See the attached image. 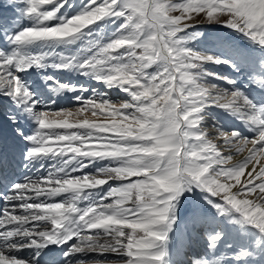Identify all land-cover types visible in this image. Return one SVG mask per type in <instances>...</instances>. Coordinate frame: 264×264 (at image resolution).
<instances>
[{"label": "snow or ice", "instance_id": "snow-or-ice-1", "mask_svg": "<svg viewBox=\"0 0 264 264\" xmlns=\"http://www.w3.org/2000/svg\"><path fill=\"white\" fill-rule=\"evenodd\" d=\"M81 3L75 15L65 16L59 13L68 0H8L23 5L33 26L3 35L12 51L0 48V100L9 102L6 118L28 146L24 159L57 164L0 195V264H28L12 253L51 245H67L66 264L81 254L110 255L118 258L115 264H165L167 234L186 193L200 194L217 216L264 238V104H253L235 87L206 85L203 77L211 74L201 71L203 63L232 65L188 50L182 36L197 25L219 24L264 49V0ZM105 21L119 22L107 43H91L82 60L60 57L55 67L118 89L128 100L112 102L95 90L85 96V87L59 84L54 92L80 93L78 106L52 110L50 100L37 111L40 102L21 74L43 68L49 54L21 50L71 45ZM259 68L264 70V59ZM250 80L264 89V78ZM209 108L227 112L252 134L219 125L210 134L204 123ZM22 117L36 125L30 135L19 124ZM233 152L246 155L232 164ZM93 165L100 166L86 171ZM105 185L106 191L89 198ZM83 201L89 202L80 207ZM209 239L215 248L221 237ZM248 256L241 251L234 260Z\"/></svg>", "mask_w": 264, "mask_h": 264}, {"label": "rangeland", "instance_id": "rangeland-1", "mask_svg": "<svg viewBox=\"0 0 264 264\" xmlns=\"http://www.w3.org/2000/svg\"><path fill=\"white\" fill-rule=\"evenodd\" d=\"M69 4L71 5V7L68 6ZM81 7H82L81 0H68V4H66L65 7L61 9L59 14L65 15V16H72V15H75L80 10ZM174 14H178V13H174ZM118 23L119 22H117L116 24H113L111 21H105V22H102L100 25H93L90 29L85 30V34L81 36L79 40H77L75 43L71 45H57L55 47L44 48V49L38 48L37 46L33 45V46H30L31 49L28 47L26 49L21 50L24 53L30 54V55L38 54L40 52H47L49 54L48 59L45 61V66L43 68L41 69L30 68L27 73L21 74L22 81L34 93V99H37L40 102L37 104V108H36L37 111L44 110L43 106L48 105L49 101L52 100L54 93L60 92V91L54 92V90L58 88L59 84L64 83L60 79L61 74L55 78L51 76L52 70H58L55 67V65L61 62L59 58L60 57H65L68 59L75 58L76 60H82L84 58H87L89 53L85 52L84 49L93 42H97L99 44L107 43L111 33L114 32L116 27L118 26ZM32 26H33L32 22L23 17V5L22 4L10 6L8 4V0H0V48H3L5 52L10 53L12 49L6 44L5 41H4L5 43L3 42L4 40L3 35L4 34L12 35L15 32H18L19 30H21L22 28L32 27ZM182 36H184L185 38L186 48L190 51L196 52L197 54L211 55L216 58H219L218 56L214 55L215 53H212V52H214L213 46H220L224 51L223 53L224 60H226V53H227L226 50L229 47H231L232 45H236V44H240L241 46H243L242 51L244 53V56L246 57L247 61L251 62V63H246L245 64L246 66L242 68V69H245L246 72H244V70H238L235 72V70H232L230 66L208 62V63H203L200 66V69L203 73L211 74V75L204 76L203 80L205 79L209 81L213 79L216 83V86L220 88V86L217 83H220V81H222L223 79H216L215 77H228V79L231 78V80H234L233 79L234 77H237V78L241 77L242 84L248 91L247 92L241 91V90L240 91L243 92L245 95H247L249 100H251L253 104H256V105L264 104V89L258 88L255 84L251 83V80H250V77L253 75H255L257 78H261V77L264 78V74H263L264 70L262 71L258 67L260 64V61L264 59V49H260L256 47L254 44H252L247 38L243 37L241 34L229 28L223 27L219 24L197 25L189 29L187 34H182ZM232 39L233 40L236 39V40L233 41ZM230 44L231 46H229ZM49 65H52V66H49ZM259 69H260V72H259ZM22 75L26 79H24ZM48 77H52L53 79L48 80L47 79ZM84 78H86V76L81 75L78 80H75L73 82L74 86L75 87H85L83 84ZM26 80H27V83H26ZM87 89H88V92L84 93V95L91 96L93 90L89 87ZM72 93L73 94L71 95V99L68 102L57 104L56 101L54 100L55 103L51 104V109L59 110L62 108H74L78 106L74 98L75 96L80 95V93H77V92H72ZM110 101L117 102L120 100L118 98H114V99L112 98L110 99ZM4 102L5 100H0V120H1L0 124L1 125L10 123L7 120L6 115H5L7 110H5V107L3 106ZM207 110L209 111L210 114H213L214 118H212V120L216 119L215 125L230 126L228 124V121L226 120L225 113L223 112L220 113L219 110H214L213 108H209ZM86 117L90 120L97 119L96 117H93L90 114H86ZM98 122H101V121L98 120ZM113 183H119V182H113ZM193 197H195V199ZM211 209L213 208H211L209 205H207L204 202V199L200 196V194L198 193L187 194L186 193L184 197H181V202L176 206L175 213H174L175 219L171 225V229L176 227L179 221L186 214L198 212L199 214L208 216L209 211H211ZM212 214L213 212L211 213V217L213 218ZM216 224L217 222L214 219H212L206 225L207 227H212L213 225H216ZM233 225L235 226V228L239 226L238 224H235V223H233ZM236 237L238 238L237 239L234 238L232 242L230 243L226 242L223 245V247L221 246L222 248H220V246H217V244L215 245V248L211 247L212 254L214 256L213 261H218L220 264H236L234 257L239 252L244 251L242 250V247L239 244L240 238H239L238 231H237ZM176 239L178 240V244L175 247H178L181 243H185L186 238L184 237V234H181V235H178V238ZM169 248H171L170 245H169ZM173 249L174 247L172 248V250ZM183 253H185L183 247L181 249H177L175 250L174 253H172L171 257H168L166 255L165 261L169 260L170 264H179L178 261L180 260V256ZM251 254H253V252ZM253 256H256V255L253 254ZM226 258H231V260L226 261ZM186 261L191 262L188 256L186 257ZM183 262L184 261H181V263ZM249 262L243 259L239 262V264H251ZM252 264H254L253 261H252Z\"/></svg>", "mask_w": 264, "mask_h": 264}, {"label": "bare ground", "instance_id": "bare-ground-1", "mask_svg": "<svg viewBox=\"0 0 264 264\" xmlns=\"http://www.w3.org/2000/svg\"><path fill=\"white\" fill-rule=\"evenodd\" d=\"M235 40H233V41H235ZM229 46H231V44ZM242 47L243 46H241L240 44H236V45H232L231 47H229L226 50L227 51L226 60L230 62V64L232 65L231 69L235 70V72L238 70H244V72H246V70L242 69V68L246 66L245 65L246 63H251V62L246 60V57L244 56V53L242 51L243 50ZM29 48L31 49V47H29ZM213 49H214V52H212V53H215L214 55L218 56L219 59L224 60L223 49L220 46H213ZM7 53H9V52H7ZM224 65L229 66L228 64H224ZM259 72H260V69H259ZM60 74H61V76H60L61 81L64 82L65 84L72 85L73 87H75L73 82L75 80H78L79 77L81 76V74L75 70L58 69V70H52L51 71V76H53L54 78L58 77V75H60ZM232 78H233V76H232ZM24 79H26V78L24 77ZM233 79L236 82L235 86H232V85L225 83L224 79L222 81H220V83H217V84L220 86L221 89H226L229 91H231L233 89V87H235L236 89L241 90V91H246V92L248 91L243 86L241 77L240 78L234 77ZM230 80H231V78H230ZM203 82L209 86L210 85H216V83L213 79H211L209 81L204 79ZM26 83H27V80H26ZM83 84L85 87H87V88L89 87L92 90H95V92L97 94L105 95L106 98L109 100L112 98L113 99L118 98L120 101H127L128 100V97L126 96L125 93L120 92L118 89L108 90L105 88V86L102 83L97 82L95 79H92L89 76H86V78H84ZM46 90H47V88H46ZM92 93H93V91H92ZM72 94L73 93L69 92V91L57 92V93H54L52 100H55L57 104L63 103V102H68V101H70ZM2 103H3V101H2ZM3 106L5 107V110L8 111L9 102L5 100ZM213 109L219 110L220 113H222V112L225 113L226 120L228 121V124L230 126H223V125H219V126L224 128L226 131H230L232 129H238L243 135H251L252 134L243 124L240 123V121H238L234 117L230 116L227 112L222 111L219 108H213ZM204 117H205V119H204L205 126L209 128L210 134L215 135V130L213 129L212 126H214L216 124V121H215L216 119L212 120V118H214L213 114H210L209 111L206 109L205 113H204ZM28 119L29 118H27V117L20 118L19 124L22 127L23 131L26 134L30 135L32 133L34 127H31V122ZM0 130L4 132L5 136L9 140L19 138L18 136L15 135L14 126L11 123L5 124V125L0 124ZM1 134H2V132H1ZM2 136H3V134H2ZM217 142L222 143L220 141H217ZM224 154L227 155L228 154L227 151H225ZM244 155H246V153L237 155L233 152L234 159L231 163L232 164L237 163L239 160L243 159ZM56 164H57V161H53V160H50L48 158H44L42 160H34L31 162V164H29L31 167V172H30L29 176L32 178H35V176L38 174L43 175L48 169H50L52 166H54ZM98 166H100V165H93L89 169H87L86 171L93 172L96 170V168ZM37 170H39V173L37 172ZM107 186L108 185H105L103 189L97 190L95 193H89L88 194L89 198L93 199L95 197H98L105 190H107V188H108ZM57 199H60V198H57ZM88 202L89 201H83L80 204V207H85L88 204ZM212 212H213V214H212L213 218L211 217ZM195 213L196 212L186 214L179 221L178 225L177 226L175 225L176 227H174L173 229H171L168 232V234H167V240L168 241H167V244L165 246V251H166L168 257H171L170 253H171L172 248L178 244V240L176 239V238H178V235L184 234L186 236V240H187L186 242L187 243L184 245V247L183 246L182 247L184 248V251L186 253L181 254L180 260L178 261L179 264H193V261H196L197 264H200V262H202V261L207 262V264H220L218 261H213L214 256L212 254V248L210 247L209 237L213 236V235H220L221 239L219 241H217L216 244H217V246H220V248H222L226 242L230 243L233 241L234 238H236V239L238 238V237H236V234L238 231L239 238H240L239 239L240 241L239 240L238 241H239L240 246L242 247V250L250 252V253L253 252V254L256 255V256H253V254H251L249 257H245L244 260H246L247 262L251 261V262H249L251 264H252V261L254 262V264H264V238H261L259 236V234L254 229L242 228L240 225L237 228H235V226L230 221V219L217 216L215 209H211V211H209L208 216L199 214V216L197 217L196 215H194ZM212 219H214L217 222V224L213 225L212 227H207L206 224H208ZM238 241H237V243H238ZM169 245L172 248H169ZM186 249H188V250H186ZM31 250H32V254L35 257L29 256L27 259H25V261H28V264H40L39 263L40 258H44V257L49 255V252L46 248L43 249L42 251L33 250V249H31ZM37 251H38V255H37ZM187 256L190 258L191 262L186 261ZM227 256H229V255H227ZM117 259L118 258L110 256V255L109 256H100V255H96V254H81V255H77V256L72 257L70 260V264H77V261H83V264H97V262H106V264H115V261ZM230 260H231V258H226V261H230ZM181 261H184V262L181 263ZM59 264H66V261H65V263L60 261ZM165 264H170V261L169 260L165 261Z\"/></svg>", "mask_w": 264, "mask_h": 264}]
</instances>
